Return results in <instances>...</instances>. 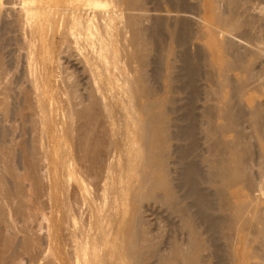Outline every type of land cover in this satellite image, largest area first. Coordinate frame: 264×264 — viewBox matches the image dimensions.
I'll use <instances>...</instances> for the list:
<instances>
[{"label":"rangeland","instance_id":"rangeland-1","mask_svg":"<svg viewBox=\"0 0 264 264\" xmlns=\"http://www.w3.org/2000/svg\"><path fill=\"white\" fill-rule=\"evenodd\" d=\"M27 1L0 0V264H83L97 245L100 264H263L264 0L61 3L87 28L42 8L27 23ZM229 139L247 145L249 181L227 186ZM241 197L248 220L235 225Z\"/></svg>","mask_w":264,"mask_h":264},{"label":"bare ground","instance_id":"bare-ground-1","mask_svg":"<svg viewBox=\"0 0 264 264\" xmlns=\"http://www.w3.org/2000/svg\"><path fill=\"white\" fill-rule=\"evenodd\" d=\"M23 1V0H22ZM30 1V3L31 2H33L32 4H25V2H26V0H25V2L23 3L24 4V6H23V9H24V16H25V18L24 19H27V23L28 22H31V21H33L35 18H36V16L38 15V9H40V8H42L44 11H45V13H46V17H48V18H50V19H56L57 18V16H59V15H61V17H65L64 15L67 13V15H70L69 17H70V19H69V22H70V27L71 26H76V25H80V26H83V27H85V28H87V27H89V23H87V21H85V20H82L81 18H83V17H81L80 18V14L79 13H75L76 11H73L72 12V14H68V12L70 11H67L66 10V12L64 11L65 9H64V7H62L61 6V3H64V1L65 0H44L45 2H44V4L46 3V5H43V6H37V5H34V2L35 1H39V4H40V1H42V0H28L27 2H29ZM79 1V0H78ZM112 1V0H111ZM97 2V1H96ZM42 3V2H41ZM88 3H92L91 1H88ZM87 3V4H88ZM93 3L95 4V2L93 1ZM99 3H101V2H99ZM230 3V1L228 2V4ZM234 3H236V2H234ZM233 3V4H234ZM22 4V3H21ZM80 4H86V3H80ZM92 5V4H91ZM97 5V4H96ZM231 6V5H230ZM234 5H232V7H233ZM236 6V5H235ZM22 7V6H21ZM237 7V6H236ZM66 8V7H65ZM41 9V10H42ZM67 9H68V7H67ZM95 9V8H94ZM232 9V8H231ZM76 10V9H75ZM233 10V9H232ZM231 10V11H232ZM22 11V10H21ZM43 12V11H42ZM99 12V11H98ZM21 13H23V12H21ZM44 13V14H45ZM71 13V12H70ZM80 13H82V12H80ZM89 13V12H88ZM100 13V12H99ZM101 13H102V11H101ZM105 13V12H104ZM107 14V13H106ZM82 15V14H81ZM114 15V14H113ZM23 16V17H24ZM60 17V16H59ZM58 17V18H59ZM68 17V16H67ZM89 17H91V16H89ZM100 17V16H99ZM111 17H112V15H111ZM233 17V16H232ZM57 18V19H58ZM104 18V17H103ZM102 18V19H103ZM109 18H110V15H109ZM112 18H114V17H112ZM229 18V17H228ZM230 18H231V16H230ZM229 18V19H230ZM49 19V20H50ZM85 19V18H84ZM221 19V18H220ZM95 20V19H94ZM97 20V19H96ZM100 20H101V18H100ZM114 20V19H113ZM222 20V19H221ZM232 20V19H231ZM22 21H23V18H22ZM67 21V20H66ZM111 21H112V19H111ZM226 21H228L229 22V20H226ZM95 22V21H94ZM100 22V21H99ZM225 22V21H224ZM224 22H221V23H224ZM236 22V21H235ZM24 23V22H23ZM59 23H60V21H59ZM92 23V22H91ZM96 23V22H95ZM104 23V22H103ZM108 23V22H107ZM234 23V22H233ZM32 24V23H31ZM31 24H30V26H31ZM67 24V23H66ZM94 24V23H93ZM111 24V23H110ZM228 24V23H227ZM229 24H231L230 22H229ZM239 24H241V23H239ZM28 25V24H27ZM49 25V24H48ZM98 25V24H97ZM112 25V24H111ZM33 26H34V24H33ZM64 26H65V24H64ZM100 26H102V25H100ZM104 26H105V24H104ZM229 26H231V25H229ZM239 26V25H238ZM48 27V26H47ZM32 28V27H31ZM30 28V29H31ZM69 28V27H68ZM79 28V27H78ZM85 28H83V30L85 31ZM91 28V27H90ZM89 28V29H90ZM94 28V27H93ZM97 28H99L98 26H97ZM109 28V27H108ZM107 28V29H108ZM61 29H63V28H61ZM114 29V28H113ZM231 29V28H230ZM32 30V29H31ZM79 30V29H78ZM115 30V29H114ZM236 30V29H235ZM100 31V30H99ZM234 31V30H233ZM31 32V31H30ZM72 32V31H71ZM113 32V31H112ZM200 32V31H199ZM34 33H35V30H34ZM76 33V32H75ZM80 33V32H79ZM79 33H77V34H79ZM201 33H204V31L203 32H201ZM70 34V33H69ZM72 34H73V32H72ZM83 34V33H82ZM82 34L80 35V36H82ZM99 34V33H98ZM101 34V33H100ZM29 35H31V33L29 34ZM73 35H75V34H73ZM109 35V34H108ZM112 35H114L113 33H112ZM27 36H28V34H27ZM72 36V35H71ZM76 36H78V35H76ZM85 36V35H84ZM87 36V35H86ZM29 37V36H28ZM32 37V36H31ZM34 37H35V35H34ZM47 37V36H46ZM75 37V36H74ZM91 37V36H90ZM111 37V36H110ZM36 38V37H35ZM71 38V37H70ZM75 38H77V37H75ZM96 38V37H95ZM105 38V37H104ZM113 38V37H112ZM26 39V38H25ZM29 39H31V38H29ZM28 39V40H29ZM72 39V38H71ZM87 39V38H86ZM100 39V38H99ZM98 39V40H99ZM102 39V38H101ZM33 40V39H32ZM32 40H30L31 41V43H32ZM74 40V39H73ZM81 40V39H80ZM36 41V40H35ZM107 41V40H106ZM27 42V41H26ZM29 42V41H28ZM75 42H76V40H75ZM79 42V41H78ZM87 42V41H86ZM31 43H29L30 45H31ZM77 43V42H76ZM99 43V42H98ZM27 44V43H26ZM33 44H35V42L34 43H32V45ZM72 44H74L73 42H72ZM80 44V43H79ZM81 44H83L82 42H81ZM99 44H101V43H99ZM28 45V44H27ZM29 45V46H30ZM32 45L30 46V47H32ZM78 45V44H77ZM92 45H94L93 43H92ZM35 46H36V44H35ZM75 46V45H74ZM103 46V45H102ZM129 46V45H128ZM26 47V46H25ZM78 47V46H77ZM79 47H80V45H79ZM81 47H82V45H81ZM99 47V46H98ZM33 48H34V46H33ZM86 48V47H85ZM93 48V47H92ZM97 48V47H96ZM96 48H94V49H96ZM109 48V47H108ZM81 49H83V48H81ZM106 49H107V47H106ZM29 50V49H28ZM28 50H26V51H28ZM32 50V49H31ZM86 50H87V48H86ZM102 50V49H101ZM228 50V49H227ZM34 51V50H33ZM96 51V50H95ZM229 51V50H228ZM28 52H30V51H28ZM28 52H27V55H28ZM88 52H90V51H88ZM104 52V51H103ZM110 52V51H109ZM254 52V51H253ZM31 53V55H32V51L30 52ZM30 53H29V56H31L30 55ZM85 53H86V51H85ZM85 53H83V55H85ZM93 53V52H92ZM91 53V54H92ZM102 53V52H101ZM209 53V52H208ZM255 53V52H254ZM253 53V54H254ZM96 54V53H95ZM99 54V53H98ZM110 54H111V52H110ZM109 54V55H110ZM26 55V56H27ZM242 55V54H241ZM38 56V55H37ZM86 56V55H85ZM88 56H89V54H88ZM110 56H112V55H110ZM109 56V58H111ZM119 56V55H118ZM96 57H97V55H96ZM117 57V56H116ZM28 58H30V57H28ZM31 58H32V56H31ZM30 58V59H31ZM36 57H35V55H34V57H33V59L32 60H34ZM86 57H84L83 59H85ZM234 58V57H233ZM236 58V57H235ZM243 58V57H242ZM257 58V57H256ZM30 59H29V61H30ZM116 58H114V60H115ZM196 59V58H195ZM247 59V58H246ZM27 60V59H26ZM35 60H37V59H35ZM35 60H34V62H35ZM87 60H89V59H87ZM86 60V61H87ZM90 60H91V58H90ZM97 60V59H96ZM194 60V59H193ZM237 60V59H236ZM25 61V60H24ZM28 61V62H29ZM94 61H95V59H94ZM98 61V60H97ZM96 61V62H97ZM100 61V60H99ZM120 61V60H119ZM247 61V60H246ZM117 62H118V59H117ZM256 62V61H255ZM254 62V63H255ZM36 63V62H35ZM88 62H86V64H87ZM230 63V62H229ZM228 63V64H229ZM238 63H239V59H238ZM29 64V63H28ZM37 64V63H36ZM89 64H90V62H89ZM96 64V63H95ZM101 64H102V62H101ZM225 64V63H224ZM233 64V63H232ZM231 64V65H232ZM33 65H34V63H33ZM226 65H227V63H226ZM226 65H224L225 67H226ZM238 65V64H237ZM242 64H240V66H241ZM246 65V64H245ZM244 65V66H245ZM249 65H250V63H249ZM27 66V65H26ZM25 66V67H26ZM31 66H32V64H30L29 65V67H30V69H31ZM96 66V65H95ZM102 66V65H101ZM211 66H212V64H211ZM229 66V65H228ZM251 66H253V65H251ZM32 67H34V66H32ZM36 67H39V66H36ZM94 67V66H93ZM97 67H98V64H97ZM104 67V66H103ZM199 67V66H198ZM225 67H224V70H225V72L227 71L226 69H225ZM234 67V66H233ZM236 67V66H235ZM238 67H239V65H238ZM241 67H243V66H241ZM248 67V66H247ZM246 67V70L249 68H247ZM35 68V67H34ZM34 68L32 69V71H33V73H34ZM89 68V67H88ZM92 68V67H91ZM106 67H104L103 69H105ZM194 68V67H193ZM222 68V67H221ZM230 68V67H229ZM228 67H227V69H229ZM237 68V67H236ZM264 68V67H263ZM262 68V69H263ZM28 70L29 72L31 71V70ZM94 69V68H93ZM101 69V68H100ZM209 69V68H208ZM207 69V70H208ZM37 70H39V69H37ZM95 70V69H94ZM98 71L97 72H99V69H97ZM222 70V69H221ZM220 70V71H221ZM243 70V69H242ZM244 70H245V68H244ZM246 70H245V72H246ZM259 70V69H258ZM31 71V72H32ZM88 71H89V69H88ZM90 71H92V70H90ZM90 71H89V73H90ZM105 71H106V69H105ZM194 71V70H193ZM213 71V70H212ZM248 71V70H247ZM38 71H36V73H37ZM206 72V71H205ZM222 72H224V71H222ZM249 72V71H248ZM92 73V72H91ZM95 73V72H94ZM94 73H92V74H94ZM209 73V72H208ZM212 73V72H211ZM92 74H91V76H92ZM115 74H117V73H115ZM196 74V73H195ZM200 74V73H199ZM207 74V73H206ZM221 74V73H220ZM227 74V73H226ZM226 74H221V76H225ZM246 74H247V72H246ZM254 74V73H253ZM36 75V74H35ZM35 75H33V77L35 76ZM41 75V74H40ZM96 75H98L97 73H96ZM107 75V74H106ZM127 75V74H126ZM134 75V74H133ZM207 75H210V73L209 74H207ZM212 76H213V74H211ZM230 75V74H229ZM249 75H251V73L249 74ZM31 76V75H30ZM100 76V75H99ZM99 76H98V78H99ZM125 76V75H124ZM201 76V75H200ZM211 76V77H212ZM215 76V75H214ZM213 76V77H214ZM246 76V75H245ZM37 77V76H36ZM43 77V76H42ZM103 77V76H102ZM203 77V76H202ZM217 77V76H216ZM223 77L221 78V79H219V80H217V82L219 81V83H224L223 81H224V79H223ZM248 77H250V76H248ZM248 77H246V79L248 78ZM32 78V77H31ZM38 78H40L39 76H38ZM37 78V80H39ZM97 78V77H96ZM107 78V80H109L108 79V77H106ZM106 78L104 79V80H106ZM132 78V77H131ZM36 79V78H35ZM126 79V76H125V78L123 77V79H121V80H125ZM127 79H128V77H127ZM129 79H130V76H129ZM134 79V78H133ZM132 79V80H133ZM205 79V78H204ZM207 79H209V78H207ZM206 79V80H207ZM233 79V78H232ZM242 78H240V83H241V81H242V83H241V85L244 87V89H245V86L246 85H248V83L246 82H244L245 83V85H244V83H243V81H246V79L245 80H241ZM251 79V78H250ZM249 79V80H250ZM264 79V78H263ZM41 80V79H40ZM93 80V79H92ZM220 80H223V81H220ZM228 80V79H227ZM236 80V79H235ZM238 80V79H237ZM95 81H97L96 79L94 80V82ZM98 81H100V80H98ZM97 81V82H98ZM135 81V80H134ZM197 81V80H196ZM254 81V80H253ZM32 82H34V81H32ZM37 82V81H36ZM41 82V81H40ZM93 82V83H94ZM129 82V81H128ZM128 82H127V84H128ZM136 82V81H135ZM210 82H211V80H210ZM227 82V81H226ZM239 82V81H238ZM238 82H236V83H238ZM251 82V81H250ZM109 83V82H108ZM126 83V82H125ZM228 83V82H227ZM252 83V82H251ZM32 84V83H31ZM96 84V83H95ZM99 84V83H98ZM137 84V83H136ZM214 84V83H213ZM216 84V83H215ZM256 84V83H255ZM38 85V84H37ZM101 85V84H100ZM110 85H111V83H110ZM129 85V84H128ZM217 85H218V83H217ZM237 86H238V84H236ZM239 86L240 87V89L242 88V86ZM35 86V89L37 88V86L36 85H34ZM96 86V85H95ZM218 86H220V85H218ZM249 86H251V84L249 83ZM255 85H254V83H253V87H254ZM197 87V86H196ZM248 87V86H247ZM246 87V88H247ZM252 87V86H251ZM96 88L98 89V86H96ZM102 88V87H101ZM194 88V87H193ZM250 88V87H249ZM249 88H247V89H249ZM255 88H257V85H256V87ZM107 89V88H106ZM219 89V88H218ZM235 89V88H234ZM239 89V88H238ZM243 89V88H242ZM99 90V89H98ZM102 90V89H101ZM221 90V89H220ZM259 89H257V91H258ZM261 90V89H260ZM33 91V90H32ZM194 91V90H193ZM230 91V90H229ZM236 91H238L237 90V87H236ZM243 91V90H242ZM34 92V91H33ZM33 92H32V94H33ZM215 92V91H214ZM214 92H212L213 94H214ZM245 92V91H244ZM260 92V91H259ZM39 93V92H38ZM100 93H101V91H100ZM238 93V92H237ZM241 93V92H240ZM35 94V93H34ZM243 94V93H242ZM36 95V94H35ZM38 95V94H37ZM40 95V94H39ZM43 95V94H42ZM103 95V94H102ZM239 95V94H238ZM241 95V94H240ZM107 96V95H106ZM130 96V95H129ZM215 96H217V95H215ZM220 96V95H219ZM100 97V96H99ZM101 97H104V96H101ZM131 97V96H130ZM194 97V96H193ZM199 97V96H198ZM218 97V96H217ZM42 98H43V96H42ZM129 98V97H128ZM239 98H240V96H239ZM40 99V98H39ZM44 99V98H43ZM43 99L41 100V101H43ZM100 99V98H99ZM205 99V98H204ZM217 99V98H216ZM103 100V104H104V99H102ZM131 100V99H130ZM138 100V99H137ZM197 100V99H196ZM233 100V99H232ZM50 101V100H49ZM54 101V100H53ZM129 101V100H128ZM146 101V100H145ZM36 102V101H35ZM38 102V101H37ZM44 102V101H43ZM154 102V101H153ZM152 102V103H153ZM229 102V101H228ZM228 102L227 103H225V104H228ZM39 103V102H38ZM42 103V102H41ZM50 103V102H49ZM144 103V102H143ZM222 103H224V102H222ZM240 103H242V102H240ZM105 104H106V102H105ZM138 104V103H137ZM141 104V103H140ZM146 105H147V103H145ZM149 104V103H148ZM151 104V103H150ZM193 104H194V102H193ZM38 105V104H37ZM47 105H49V104H47ZM47 105H45V106H47ZM145 105V106H146ZM205 105V104H204ZM224 105V104H223ZM237 105V104H236ZM42 106V105H41ZM194 106V105H193ZM217 106V105H216ZM225 106V105H224ZM246 106V105H245ZM39 107H40V104H39ZM43 107V106H42ZM48 107V106H47ZM109 107V106H108ZM135 107V106H134ZM133 107V108H134ZM202 107V106H201ZM209 107V106H208ZM228 107V106H227ZM227 107H225L226 108V110H227ZM243 107V106H242ZM104 108H107V106L105 107V105H104ZM225 108H223L224 109V111H225ZM245 108V107H244ZM254 108V107H253ZM38 109V108H37ZM45 109V108H44ZM51 109V108H50ZM50 109H48V111L50 110ZM135 109V108H134ZM137 109V108H136ZM135 109V110H136ZM138 109H140V108H138ZM206 109V108H205ZM222 109V108H221ZM237 109H239V108H237ZM252 109V108H251ZM46 110V109H45ZM106 110V109H105ZM109 110V109H108ZM158 110V109H157ZM231 110H233V109H231ZM241 110V109H240ZM41 111V110H40ZM62 111H64V110H62ZM211 111V110H210ZM222 111V110H221ZM223 111V112H224ZM50 112V111H49ZM130 112V111H129ZM134 112V111H133ZM138 112V111H137ZM149 112V111H148ZM153 112V111H152ZM209 112V111H208ZM226 112H229L228 110L226 111ZM247 112V111H246ZM37 113V112H36ZM46 113V112H45ZM110 113H111V111H110ZM135 113V112H134ZM133 113V114H134ZM155 113V112H154ZM160 113V112H159ZM211 113V112H210ZM230 113V112H229ZM50 114H51V112H50ZM108 114H109V112H108ZM130 114H132V113H130ZM132 114V115H133ZM228 115L227 113H225L224 112V115ZM237 114H239V113H237ZM254 114V113H253ZM252 114V115H253ZM44 115V114H43ZM132 115H131V117H132ZM135 115V114H134ZM149 115V114H148ZM151 115H153L152 113H151ZM212 115V114H211ZM220 115H222L223 116V114H221L220 113ZM226 115L225 116H223V117H226ZM244 115V114H243ZM242 115V116H243ZM109 116H110V114H109ZM108 116V118L110 119V117ZM111 116H112V114H111ZM145 116V115H144ZM157 116H158V114H157ZM193 116H194V112H193ZM217 116V115H216ZM228 116H230V115H228ZM244 116H247V115H244ZM40 117H41V115H40ZM47 117H48V115H47ZM114 117V116H113ZM112 117V118H113ZM159 117V116H158ZM208 117V116H207ZM232 117V119H233V116H231ZM258 117V116H257ZM42 118H44V117H42ZM48 118H50V116L48 117ZM135 118H136V116H135ZM144 118V117H143ZM154 118H157V117H154ZM194 118V117H193ZM227 118H229V117H227ZM256 118V117H255ZM254 118V119H255ZM44 119H46V118H44ZM44 119H42V120H44ZM152 119V118H151ZM159 119V118H158ZM238 119V118H237ZM147 120V119H146ZM154 120V119H153ZM226 120V119H225ZM224 120V121H225ZM244 120V119H243ZM251 120V119H250ZM41 121V120H40ZM135 120H133V122H134ZM211 121V120H210ZM209 121V122H210ZM227 121H229V120H227ZM144 122V121H143ZM156 122V121H155ZM158 122H160L159 120H158ZM207 122V121H206ZM212 122H214L213 120H212ZM211 122V123H212ZM226 122V121H225ZM43 123V122H42ZM113 123V122H112ZM137 123V122H136ZM153 123V122H152ZM198 123V122H197ZM204 123V122H203ZM210 123V124H211ZM221 123V122H220ZM230 123H231V121H230ZM229 123V124H230ZM239 123V122H238ZM244 123V122H243ZM45 124V123H44ZM140 124H142V123H140ZM145 124V123H144ZM194 124V123H193ZM205 124V123H204ZM208 124V123H207ZM228 124V123H227ZM227 124H226V126H227ZM240 124V123H239ZM251 124V123H250ZM259 124V123H258ZM139 125V124H138ZM146 125V124H145ZM153 125V124H152ZM158 125V124H157ZM196 125V124H195ZM212 125H214V124H212ZM223 125H225V124H223ZM47 126V125H46ZM133 126V125H132ZM144 126V125H143ZM160 126V125H159ZM204 126V125H203ZM258 126V125H257ZM44 127V126H43ZM136 127V126H135ZM139 127V126H138ZM145 127H147V126H145ZM145 127H143V128H145ZM155 127V126H154ZM157 127V126H156ZM197 127V126H196ZM212 127V126H211ZM216 127H217V125H216ZM222 128H223V130L224 131H226V129H224L225 127H223V126H221ZM228 127H230V126H228ZM44 128H46V127H44ZM147 128H150V127H147ZM159 128V127H158ZM204 128V127H203ZM203 128H202V130H203ZM207 127H205V129H206ZM221 128V129H222ZM227 128V127H226ZM234 128H236V127H234ZM140 129H141V127H140ZM213 129V128H212ZM215 129V128H214ZM217 130L218 129H220V127L219 128H216ZM230 129V128H229ZM239 129H241V128H239ZM252 129V128H251ZM149 129H147V131H148ZM228 130V129H227ZM214 131V130H213ZM144 132H146V130L144 129ZM193 132H195V131H193ZM197 132V131H196ZM212 132V131H211ZM217 132V131H216ZM152 133V132H151ZM236 133H238V132H236ZM258 133V132H257ZM58 134H60V133H58ZM146 134L147 133H145V136H146ZM205 134H206V132H205ZM235 134V133H234ZM246 134V133H245ZM260 134V133H259ZM149 135V134H148ZM215 135V134H214ZM249 135V134H248ZM255 135H256V133H255ZM209 136V135H208ZM216 136V135H215ZM239 136H240V134H239ZM238 136V137H239ZM252 136V135H251ZM254 136V135H253ZM193 137H195V136H193ZM212 137V136H211ZM234 137H237L236 135L234 136ZM244 137V136H243ZM60 138V137H59ZM209 138V137H208ZM221 138V137H220ZM216 139V138H215ZM148 140V139H147ZM210 140V139H209ZM230 140H232V144L234 145H232V144H230V146L232 145L233 147H236L237 149V151L238 152H236V150L235 151H233L234 153H235V155H234V153H233V157L231 158V156H228V159H226V162H225V165H224V167H223V171L221 172V177H223V175L225 176V181H223V183H221V184H226L227 186L228 185H233V184H238L240 181H242V180H246V181H249V180H247V176H246V174H245V170H244V162H243V159H244V155L246 154V144H239V141H234L235 139H229V141ZM239 140H240V138H239ZM242 140V139H241ZM196 141H197V139H196ZM218 141V140H217ZM145 142V141H144ZM198 142V141H197ZM196 142V143H197ZM224 143H225V140L223 141ZM214 143V142H213ZM228 143V142H227ZM154 144V143H153ZM229 144V143H228ZM143 145V147H144V150L143 151H145V147L146 146H144V144H142ZM142 145H141V147H142ZM145 145H147V144H145ZM156 145V144H155ZM160 145V144H159ZM148 146V145H147ZM152 146V145H151ZM194 146H196V145H193V148H194ZM214 146V145H213ZM221 146V145H220ZM228 146V145H227ZM149 147V146H148ZM158 147V146H157ZM233 147H232V150H233ZM154 148H156V147H154ZM219 148V147H218ZM217 148V149H218ZM221 148H222V146H221ZM149 149V148H148ZM147 148H146V150H148ZM157 150H158V148H156ZM207 149V148H206ZM205 149V150H206ZM209 149V148H208ZM216 149V150H217ZM225 149V148H224ZM230 149V148H229ZM194 150V149H193ZM215 150V151H216ZM160 151H162V149L160 150ZM152 152V151H151ZM212 152H213V150H212ZM211 152V153H212ZM217 152V151H216ZM142 153V152H141ZM144 153V152H143ZM147 153V152H146ZM146 153H144V154H146ZM149 153V152H148ZM153 153V152H152ZM161 153V152H160ZM224 153V152H223ZM232 153V152H231ZM154 154V153H153ZM220 154V153H219ZM142 155V154H141ZM140 155V156H141ZM150 155V154H149ZM215 156H216V154H214ZM232 155V154H231ZM144 156V155H143ZM154 157L156 156V155H153ZM223 156V155H222ZM221 156V157H222ZM224 156H226V155H224ZM262 156V155H261ZM149 156H147V158H148ZM151 157V156H150ZM207 157V156H206ZM206 157H204V159L206 158ZM227 157V156H226ZM225 157V158H226ZM145 158H146V155H145ZM146 158V159H147ZM212 158V157H211ZM218 158V157H217ZM152 159V158H151ZM213 159V158H212ZM215 159V158H214ZM224 159V158H223ZM223 159H221V160H223ZM260 159H262V158H260ZM148 160V159H147ZM150 160V159H149ZM154 160V159H153ZM207 160H209V159H207ZM217 160V159H216ZM220 160V159H219ZM144 160H142V162H143ZM215 161V160H214ZM213 161V162H214ZM225 161V160H224ZM245 161V160H244ZM206 162H208V161H206ZM218 162V161H217ZM246 162V161H245ZM264 162V161H263ZM215 163V162H214ZM139 164H142L141 163V161L139 162ZM147 164H149V163H147ZM154 164H155V162H154ZM206 164V163H205ZM212 164V163H211ZM264 164V163H263ZM146 165V164H145ZM152 165H153V162H152ZM214 165V164H213ZM68 166H70V162H69V165ZM220 166V165H219ZM260 166V165H259ZM141 167V166H140ZM157 167V166H156ZM194 167V166H193ZM207 167H208V165H207ZM69 168H71V167H69ZM196 168V167H195ZM218 169H219V167H217ZM154 169H156V168H154ZM209 169H211V168H209ZM146 170V169H145ZM214 170V169H213ZM264 170V169H263ZM141 171V170H140ZM150 171V170H149ZM148 171V172H149ZM196 171V170H195ZM211 171V170H210ZM216 171H219V170H217L216 169ZM151 172V171H150ZM156 172V171H155ZM197 172V171H196ZM154 173V172H153ZM213 173V172H212ZM211 173V175H213ZM216 173H218V176H219V172H216ZM143 174V173H142ZM193 174H194V169H193ZM210 174V173H209ZM208 174V175H209ZM196 175V174H195ZM216 175V174H215ZM248 175V174H247ZM149 177V176H148ZM154 177H155V174H154ZM153 177V178H154ZM210 177H212V176H210ZM217 177V176H216ZM216 177H214V178H216ZM160 178V177H159ZM205 178V177H204ZM224 178V177H223ZM250 178V177H249ZM221 179V178H220ZM155 180V179H154ZM211 180V179H210ZM214 180V179H213ZM152 181V180H151ZM160 181V180H159ZM216 181V180H215ZM82 182V181H81ZM210 182V181H209ZM157 183H159V182H157ZM211 183V182H210ZM244 184H246L245 182H243ZM242 183V184H243ZM248 184V186H249V184L251 185V183H249V182H247ZM217 184V183H216ZM84 185V184H83ZM226 185H224V186H226ZM222 186V185H221ZM243 186V185H242ZM247 186V188H249ZM85 187V186H84ZM223 187V186H222ZM230 187V186H229ZM255 190V189H254ZM196 191V190H195ZM222 191V190H221ZM227 191V190H226ZM226 191L224 192V190L222 191V193H226ZM262 192V191H261ZM221 193V192H220ZM263 193H264V189H263ZM252 194V193H251ZM250 195V194H249ZM222 196V195H221ZM252 196H253V194H252ZM230 197V196H229ZM198 198V197H197ZM207 198V197H206ZM223 197H221V199H222ZM201 199V198H200ZM227 199H229V198H227ZM203 200V199H202ZM248 200V199H247ZM247 200H245V199H243L242 197L240 198V200H238L237 201V203L236 204H234L233 206L235 207V208H233V209H235L236 211H237V221H235V225H237V224H240V223H242V221H243V223H246L247 222V218H244V217H248V215H246V216H244V214H247L246 212H243L245 209H247V207H250V204H248V202H249V200L247 201ZM229 201H231V200H229ZM222 202V201H221ZM232 202H230V204H231ZM204 204V203H203ZM233 204V203H232ZM96 205V204H95ZM222 205V204H221ZM225 205V204H224ZM228 204L226 203V206H227ZM195 206V205H194ZM253 206V205H252ZM226 208V207H225ZM224 208V209H225ZM232 208V207H231ZM251 208H253V207H251ZM259 208H257V210H258ZM94 210V209H93ZM248 211H250V210H248ZM247 211V212H248ZM263 211V210H262ZM256 212V211H255ZM230 213V212H229ZM253 215H255V214H253ZM257 215V214H256ZM232 217V216H231ZM243 217V218H242ZM260 217V216H259ZM263 217V216H262ZM246 219V222L244 221ZM264 219V218H263ZM236 220V219H235ZM251 220V219H250ZM262 220V219H261ZM231 222V221H230ZM233 222H234V220H233ZM232 222V226L234 227V223ZM237 222V223H236ZM242 223V224H243ZM99 224V223H98ZM241 224V225H242ZM230 225V224H229ZM228 225V226H229ZM101 226V225H100ZM100 226L98 227V229H100ZM245 226H246V224H245ZM240 227V226H239ZM239 227H238V230H239ZM88 228H90V227H88ZM97 228V227H96ZM95 228V229H96ZM102 228H104V227H102ZM132 228V227H131ZM229 228V227H228ZM231 228V227H230ZM240 228H242V227H240ZM249 228V227H248ZM105 229V228H104ZM107 229V228H106ZM105 229V230H106ZM234 229H236V227L234 228ZM243 229V228H242ZM260 229V228H259ZM264 229V228H263ZM85 230V229H84ZM87 230V229H86ZM97 230V229H96ZM132 231V230H131ZM232 231V230H231ZM231 231H230V233H231ZM85 232V231H84ZM83 232V233H84ZM233 232V231H232ZM251 232V231H250ZM257 232H258V230H257ZM91 233V232H90ZM106 234H107V232H105ZM236 233V232H235ZM93 234H96V233H93ZM98 234V233H97ZM132 234V233H131ZM232 234V233H231ZM255 234V233H254ZM102 235V234H101ZM234 235V234H233ZM233 235H232V237H233ZM82 236V235H81ZM88 236H90V235H88ZM97 236V235H96ZM98 236H100L99 234H98ZM96 237V238H101V237ZM104 236V235H103ZM130 236V235H129ZM87 237V236H86ZM95 236H93V238H94ZM121 237V236H120ZM84 238V237H83ZM82 238V239H83ZM96 238H94V239H96ZM118 238V237H117ZM234 238V237H233ZM107 239H109L108 237H107ZM111 239V238H110ZM262 239V238H261ZM80 240V239H79ZM251 240V239H250ZM85 241H87V240H85ZM84 241V242H85ZM102 241H103V239H102ZM105 241V240H104ZM103 241V242H104ZM111 241V240H110ZM110 241L108 242V243H110ZM131 241V240H130ZM231 241V240H230ZM233 241V240H232ZM237 241V240H236ZM247 241V240H246ZM256 241V240H255ZM254 241V242H255ZM78 241H76V243H77ZM91 242V241H90ZM94 242H97V239L94 241ZM93 242V243H94ZM100 242L101 241H99V244H100ZM121 242V241H120ZM128 242V241H127ZM81 243V242H80ZM79 243V244H80ZM115 243H117V242H115ZM87 244V243H86ZM85 244V245H86ZM88 244H89V239H88ZM102 244V243H101ZM130 244V243H129ZM197 244V243H196ZM85 245H83V249L85 250L86 248V246ZM89 245H91V244H89ZM96 245V244H95ZM105 245H106V243H105ZM113 245V244H112ZM245 245V244H244ZM74 246V245H73ZM80 246V245H79ZM82 246V245H81ZM92 246V245H91ZM102 246H103V244H102ZM110 246V245H109ZM77 247V246H76ZM90 246H88L87 247V249L89 248ZM96 247H98V245L96 246ZM95 247V248H96ZM120 247V246H119ZM121 247H122V245H121ZM233 247V246H232ZM91 248V250H92V247H90ZM93 249V251H91L90 249H88V250H90L91 252H89V254L87 253V256L89 257V258H85V254H84V252L82 253V251H84V250H81L82 248H80V252H81V254H83V256H82V259L83 258H85V260L86 259H88V261H85L84 259L83 260H81V261H83V262H81V263H83V264H88V263H90V264H100V260L99 259H102L103 257H98L100 254L99 253H97V250L96 249ZM118 248V247H117ZM255 248V247H254ZM254 248L252 249V251L254 250ZM78 249H79V247H78ZM77 249V250H78ZM99 249H100V247H99ZM119 249V248H118ZM195 249V248H194ZM96 250V251H95ZM127 250H128V248H127ZM130 250V249H129ZM128 250V251H129ZM99 251V250H98ZM116 250H114V252H115ZM255 251V250H254ZM253 251V252H254ZM85 252H87V250L85 251ZM110 252V251H109ZM113 252V253H114ZM123 252V251H122ZM125 252H127V251H125ZM251 252V251H250ZM102 253V252H101ZM117 253V252H116ZM115 253V254H116ZM255 253V252H254ZM102 254H105V253H102ZM102 254H101V256H102ZM250 254H252V253H250ZM122 254H120V256H121ZM126 255V254H125ZM256 255V254H255ZM81 256V255H80ZM104 256V255H103ZM116 256V255H115ZM251 256V255H250ZM249 256V257H250ZM257 256H258V253H257ZM77 257V256H76ZM106 256H104V258H105ZM108 257H110L109 255H108ZM107 257V258H108ZM119 257V256H118ZM125 257V256H124ZM259 257V256H258ZM115 258V257H114ZM122 258V257H121ZM128 258V257H127ZM197 258V257H196ZM77 259H78V257H77ZM81 259V258H80ZM106 260V259H105ZM109 260V259H108ZM125 260H127V259H125ZM260 259L258 258V261H259ZM262 260V259H261ZM85 261V262H84ZM119 261V260H118ZM123 261V260H122ZM191 261H193V260H191ZM254 261V260H253ZM77 262V261H76ZM105 262V261H104ZM260 262V261H259ZM73 263V262H72ZM101 263L103 264V260H101ZM120 263V262H119ZM127 263V262H126ZM193 263V262H192ZM120 264H122V263H120ZM123 264H125L124 262H123ZM129 264V263H128ZM197 264V263H196ZM264 264V263H263Z\"/></svg>","mask_w":264,"mask_h":264}]
</instances>
